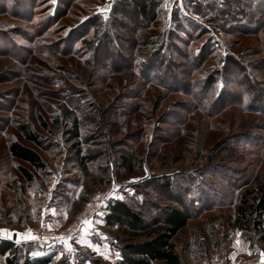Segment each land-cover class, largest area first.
<instances>
[{"label": "rangeland", "instance_id": "1", "mask_svg": "<svg viewBox=\"0 0 264 264\" xmlns=\"http://www.w3.org/2000/svg\"><path fill=\"white\" fill-rule=\"evenodd\" d=\"M113 1L0 0V227L49 244L53 264H114L129 239L97 223L110 201L137 207L146 221L182 203L192 214L175 240L184 264H264V228L232 227L240 197L264 182V28L244 31L232 22L219 29L218 19L189 13L187 0H164L169 18L176 7L194 18L186 25L198 38L182 31L175 46L187 56L204 47L212 54L188 76L186 60L175 53L179 77L162 80L165 73L156 70L148 80L128 64L131 40L146 30L138 16L123 17L122 31L109 26L118 45L106 41L95 57L85 47L95 25L110 22ZM210 2L215 14L220 0ZM138 68L145 72L144 64ZM213 83L210 116L195 95ZM75 118L88 173L68 143ZM27 131L41 146L26 140ZM16 141L46 162L31 184L8 151ZM131 153L132 171L120 165V156ZM107 166L109 181L102 182ZM162 179L173 182L172 192L161 188ZM182 193L191 194L187 203ZM89 203L97 204L91 226L79 220Z\"/></svg>", "mask_w": 264, "mask_h": 264}, {"label": "trees", "instance_id": "2", "mask_svg": "<svg viewBox=\"0 0 264 264\" xmlns=\"http://www.w3.org/2000/svg\"><path fill=\"white\" fill-rule=\"evenodd\" d=\"M100 1L102 3L106 2V0ZM210 1L212 0H187L189 4L186 9L193 16L202 18L210 16V19H218L217 21L221 23L218 26L219 29L225 28L229 24L231 25L232 22L244 29V31L246 30V25L249 28L251 26L264 28V0H220L218 10L215 11V14L212 13L211 4L213 2ZM164 4V0H114L110 11V22L104 23L100 21L95 25L93 40L91 42H84L86 49L95 57V55L97 56L99 54V47L106 41L108 43L111 41L115 46L118 45L116 37L110 36L111 28L109 26L112 24V26H115V30L119 29L122 31L123 17L128 14H133L144 21L146 30L138 33L136 38L131 40V45L128 46L131 55L128 64L131 72L135 75L138 73L141 77L148 80L157 71L165 73L160 76L162 80L167 79L168 75L179 77L175 74L176 71L173 70L174 62L177 60L175 53H177L178 57L186 60V67L189 70V72L188 70L186 72L188 76L200 70L202 61L211 56V50L204 47L200 53L193 52L192 55L187 56L182 50H179V46H175L177 44L175 40L178 39V35L182 31L189 38L195 40L198 38L193 32L187 30V22L189 19L194 18L188 14L179 15L178 12L181 10L178 7L174 9L171 15L172 17L169 18ZM167 18L168 20H166ZM167 21H169V25H167ZM102 29L107 30L106 36L104 34L100 36ZM169 45L174 49L171 50ZM141 64H144L145 72L139 70L138 66ZM174 79L173 81H175ZM176 81L178 82L179 80L176 79ZM186 85H188V88L191 87V84L186 83ZM205 89L207 90L206 92H201L204 94L203 96L195 95V101L197 102L198 108L201 107L199 109L206 111L211 116L213 114H210L206 110V103L211 98L208 93H211L210 90L215 89V84L213 83L212 86H208ZM190 92L188 91V93ZM223 104L220 102V109L216 114L224 109ZM187 110L189 113L194 112L192 107ZM43 127L46 129L47 126L43 124ZM67 135L68 143L72 147L71 152L74 153L77 163L85 173H88L89 160L82 147L84 137H82L81 121L79 119H74L73 127L67 132ZM25 138L41 146L38 137L30 131L25 132ZM8 151L13 158L21 163L19 171L28 183H33L36 175L46 170V162L36 150L16 141L9 145ZM120 160L121 167L128 168L130 171L135 168L136 156L134 153L122 154ZM24 165L27 167H24ZM102 172V179L100 181H109L108 166ZM161 182V188L167 192H172L174 188L173 182L169 179H162ZM183 191L185 193L186 190ZM183 193L181 197L187 203V198L191 194ZM186 203H184V206ZM179 204L181 206L177 205L160 210V215L152 217L150 221H146L141 212L136 209L137 207L135 208V206L124 201H110L105 209V228L109 230L119 228L129 239L123 242V246L120 248V259L114 262V264H155L156 262H163L164 264H184L182 255L177 251L175 240L189 226L192 220V214L184 209L182 203ZM236 214V218L232 220V227L234 229L243 232L252 230L263 232L264 182L259 184L254 190H248L243 193L240 197L239 205L236 208ZM24 217L26 218V216ZM2 218L1 222H3ZM39 249L43 252L38 253ZM0 258L4 259L6 264H53L55 252L37 243L17 244L14 241L1 240ZM83 263L81 261L80 264ZM94 264L102 263L95 262Z\"/></svg>", "mask_w": 264, "mask_h": 264}, {"label": "crops", "instance_id": "3", "mask_svg": "<svg viewBox=\"0 0 264 264\" xmlns=\"http://www.w3.org/2000/svg\"><path fill=\"white\" fill-rule=\"evenodd\" d=\"M51 214H54L57 210V208L54 205L48 206ZM38 209H40L38 207ZM97 223L99 224H104L105 227V222H104V216L99 218L97 220ZM3 225V223L0 221V226ZM1 240H7V241H14L17 244H26L29 242H35L33 237L27 236V234H24L22 232H19L18 230H13L8 227H0V241ZM41 243V242H40ZM42 247H46L48 250L51 249V246L49 244H40Z\"/></svg>", "mask_w": 264, "mask_h": 264}, {"label": "built area", "instance_id": "4", "mask_svg": "<svg viewBox=\"0 0 264 264\" xmlns=\"http://www.w3.org/2000/svg\"><path fill=\"white\" fill-rule=\"evenodd\" d=\"M96 205L97 204L89 203L85 212L82 214V216L79 218V220H81V222L87 220L90 217V215L97 210ZM39 237H44V238H40L41 240L39 238L38 239L40 241L45 242V241H47V239H49L47 237H50V235L48 236L44 233L43 235H41ZM54 238H56V236ZM51 239H53V237Z\"/></svg>", "mask_w": 264, "mask_h": 264}, {"label": "snow or ice", "instance_id": "5", "mask_svg": "<svg viewBox=\"0 0 264 264\" xmlns=\"http://www.w3.org/2000/svg\"><path fill=\"white\" fill-rule=\"evenodd\" d=\"M83 223H84L85 225L91 226V222L88 221V220H85Z\"/></svg>", "mask_w": 264, "mask_h": 264}]
</instances>
